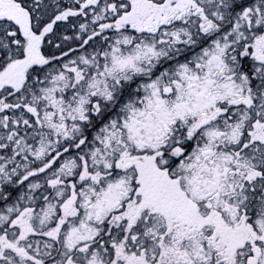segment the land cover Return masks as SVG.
I'll use <instances>...</instances> for the list:
<instances>
[{"label":"snow or ice","instance_id":"snow-or-ice-1","mask_svg":"<svg viewBox=\"0 0 264 264\" xmlns=\"http://www.w3.org/2000/svg\"><path fill=\"white\" fill-rule=\"evenodd\" d=\"M0 264H264V0H0Z\"/></svg>","mask_w":264,"mask_h":264}]
</instances>
